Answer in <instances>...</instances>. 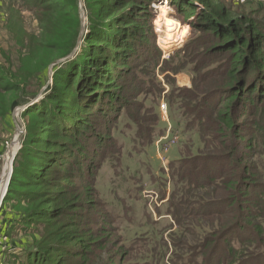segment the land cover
<instances>
[{
	"label": "trees",
	"instance_id": "16d2710c",
	"mask_svg": "<svg viewBox=\"0 0 264 264\" xmlns=\"http://www.w3.org/2000/svg\"><path fill=\"white\" fill-rule=\"evenodd\" d=\"M151 1L101 0L103 11L109 15L123 8L130 9L107 22L92 19L91 32L82 42L78 54L56 67L50 92L40 103L31 106L36 125L27 129L18 156L22 160H16L12 182L17 180L16 176H21L23 180H18L20 186L35 189L17 190L10 186L3 202L16 199L30 204L16 225L26 229L44 223L49 227L48 235L59 244L53 248L57 252L53 260L44 256L43 249H36L25 252L24 258H17V264H64L75 257L88 261L95 256V251L106 247L109 235L119 229L118 215L98 199L94 188L98 169L105 161H111L115 169L119 166L122 144L113 133L115 129L119 130L118 118L126 116L124 127L134 130L132 140L136 150L146 147V143H153L165 132L164 126L155 124L160 118L157 112H152L148 120L150 125L143 128L144 122L131 110V101L125 90L129 83L134 85L135 94L149 93L157 102L165 90L155 75L162 52L153 41ZM172 1L182 19L190 21L188 25L199 33L160 63L159 71L165 73L166 84H171L164 98L176 113V124L183 123V131L194 128L196 132H202L207 127L217 129L215 133L221 135L223 145L225 139L231 143L229 159L239 151L240 144L244 145L245 151L260 154L264 150V24L254 18L246 23L231 21L216 9L200 15L192 2ZM32 6L35 9L54 6L73 14L78 11L77 0H34ZM193 16L195 20H190ZM77 35L75 28L69 32L60 48L61 55L73 49ZM205 44L209 46L199 51L197 46ZM221 53L224 57L220 62L199 74L203 79H216L211 82L214 87L208 92L172 85L175 81L173 74L195 55L207 62L211 59L209 57ZM155 58L158 60L153 62V68L144 67ZM173 60H177L175 64ZM203 104L215 111L214 116L204 111ZM140 108L147 113L153 111L145 104ZM255 114L257 119L249 118ZM256 125L260 126L259 130ZM109 147L111 150L107 151ZM242 160L236 163L244 165L236 178L231 175L230 178L223 175L215 178V174L210 177V171H207L208 184H212L213 189L226 188L229 193L214 202H227V207L235 208L233 223L220 231L210 230L197 246L185 249L190 254H179L176 257L179 263L174 261L172 264H197L195 252L201 253L204 243L205 246L210 244L208 257L213 249L227 244L228 249L222 251L227 253L228 261L224 263L220 257L214 259L217 255L214 250L210 260L202 258L199 264H252L257 257L264 261V253L258 252L263 231L255 221L262 211L256 208L263 201V194L258 191L261 189L264 193V187L258 184L254 172ZM172 163L170 173L175 185L166 201V214L181 228V234L189 233L185 225L193 224V220L188 218L202 207L195 204L196 200L190 195L198 189L200 178L198 172L186 174L181 169V160ZM184 178L186 182L181 184ZM159 197L161 200L165 198V190ZM201 197L211 196L203 193ZM156 211L161 215L159 209ZM234 237L238 239L239 247L231 244ZM173 241L175 249L184 248L183 236H177ZM241 243L248 247L243 249ZM162 247L167 246L163 243ZM124 249L121 248L116 255L123 257L126 254ZM104 264L116 263L108 260Z\"/></svg>",
	"mask_w": 264,
	"mask_h": 264
},
{
	"label": "rangeland",
	"instance_id": "374dc122",
	"mask_svg": "<svg viewBox=\"0 0 264 264\" xmlns=\"http://www.w3.org/2000/svg\"><path fill=\"white\" fill-rule=\"evenodd\" d=\"M54 1L56 0H52ZM187 1L193 3L197 14L200 15L216 9L231 21L239 20L246 23L250 18H254L264 24V0H209L208 2L185 0ZM33 2L34 0H0V178L7 174L4 180L6 182L10 175L6 192L10 186L17 190L35 189L31 186H20L18 180H23L21 176H16L17 180L12 182V175L16 160L18 162L22 160V157L18 156L27 129L36 125L31 106L40 103L50 92L56 67L70 61L78 54L82 42L91 32L92 19L98 18L107 22L109 18L130 9L123 8L109 15L107 11H103L101 0H77L78 11L77 14H73L72 11L67 13L54 6L50 9L42 7L35 9L32 6ZM150 8L154 13L153 41L155 47L162 52L155 75L165 90L159 102L153 100L149 93L135 94L134 85L129 83L125 86V90L131 101V110L144 122L143 128L150 125L148 120L151 119L152 112H157L160 118L155 124L164 126L165 132L153 143H146V147L136 150L132 140L134 130L124 127L127 118L120 115L119 130L113 131L122 144L119 166L115 169L111 161H105L98 169L94 184L98 199L107 203L109 209L118 215L119 229L109 235V243L106 247L95 251L93 254L95 256H91L88 261L75 257L69 258L64 264H104L108 260L116 264H172L179 254H190L189 250L186 252L185 249L192 245L197 246L201 240L206 239L210 230L220 231L233 223L235 208L227 207V202L224 204L214 202L227 197L229 193L223 187L213 189L212 184H208L209 176L215 174L217 176L214 177L218 178L221 175L225 177L231 175L236 178L240 167L244 166L241 164L238 166L236 163L243 158L241 162L250 166L256 181L264 187V150L260 154H253L245 151L244 145L240 144L239 151L229 159L231 143L225 139L227 146L225 147L221 135L215 133L217 129L207 127L202 132H196L194 128L183 131V123L176 124V113L164 98L171 84H166L165 73L159 71L160 63L163 59L170 58L186 41L199 33L188 25L190 21L182 19L172 0H152ZM190 20H195L194 16ZM73 28L78 32L76 44L69 53L61 55L60 48ZM207 46L209 44L199 45L197 48L202 51ZM223 57L222 53L216 54L204 62V58L195 55L173 74L175 81L172 85L195 89L201 93L208 92L214 87V83L211 82L216 79H203L199 74L220 62ZM157 60V58L153 59L144 67L153 68V62ZM176 61L173 60L172 63L175 64ZM193 68L196 71H193ZM26 104L28 105L24 107ZM143 104L150 106L153 111L147 113L141 109ZM202 107L206 113L214 116L215 111L210 106L203 104ZM93 116L95 119L96 116ZM257 117L258 115L255 114L254 117L249 118L257 119ZM255 128L259 130L260 126L256 125ZM162 137L168 139L159 142ZM15 139L17 140L13 142ZM110 150L109 147L107 151ZM175 160H181V169L185 170L186 174L198 172L200 178L197 181L198 189L190 195L194 201L196 200L194 203H199L202 207L188 218L193 220V224L185 225L190 231L183 234L172 217L166 214V201L175 185V179L170 173V167ZM208 170L209 176H207ZM185 182L184 178L181 184ZM163 190H165V198L161 200L159 195ZM203 193H210L212 198H202ZM258 193L263 194V201L256 206L258 211H262L255 221L260 224L263 231V239L258 243V252L264 253V208H261L264 206V193L261 189ZM197 194L198 196L195 197L194 195ZM1 196L2 193L0 201ZM29 206L30 204L16 199L2 201L0 204V264H17V258H24L25 252L36 249H43L44 256L48 260L57 257V252L53 248L59 244V241L48 235L49 227H45L44 223L30 225L26 229L16 225L19 216ZM156 208L160 210L161 215L157 213ZM61 219L62 217L59 218ZM90 228H95V225H90ZM177 236H183L185 240L183 241L185 246L181 250L173 246V240ZM163 243L167 249L162 247ZM205 244L201 253L195 252L197 264L202 258L210 260L209 257L214 254V250H217L214 259L220 257L224 263L228 261L225 257L227 253L224 254L222 251L228 249L227 244L213 249L209 257L206 255L210 244L208 246ZM231 244L240 246L236 237L232 239ZM241 245L243 249L248 247L246 243ZM123 247L125 248L123 252L126 254L118 257L116 253H119ZM176 262L179 263L178 260ZM253 263L264 264V261L261 262L257 257Z\"/></svg>",
	"mask_w": 264,
	"mask_h": 264
},
{
	"label": "built area",
	"instance_id": "2783aa9c",
	"mask_svg": "<svg viewBox=\"0 0 264 264\" xmlns=\"http://www.w3.org/2000/svg\"><path fill=\"white\" fill-rule=\"evenodd\" d=\"M164 107H165V106H164ZM167 139H168V138H164V137H162V138L159 139V142H163V141H165V140H167ZM5 177H6V176H2V177L0 178V194L2 193L1 199H2V197L4 196V194L6 193V185L8 184V179H9L10 176H8L6 182L4 181V180H5ZM0 202H1V201H0Z\"/></svg>",
	"mask_w": 264,
	"mask_h": 264
},
{
	"label": "water",
	"instance_id": "95a60500",
	"mask_svg": "<svg viewBox=\"0 0 264 264\" xmlns=\"http://www.w3.org/2000/svg\"><path fill=\"white\" fill-rule=\"evenodd\" d=\"M71 54H72V53H71ZM68 57H69V56H68ZM29 103H31V102H29ZM29 103H28V104H29ZM28 104H26L24 107H26ZM16 140H17V139L13 140V142L16 141ZM9 176H10V175H9ZM4 196H5V194H4ZM4 196L2 197L0 204L2 203V201H3V199H4Z\"/></svg>",
	"mask_w": 264,
	"mask_h": 264
},
{
	"label": "bare ground",
	"instance_id": "6f19581e",
	"mask_svg": "<svg viewBox=\"0 0 264 264\" xmlns=\"http://www.w3.org/2000/svg\"><path fill=\"white\" fill-rule=\"evenodd\" d=\"M163 8H164V6H163ZM6 176H7V174H6Z\"/></svg>",
	"mask_w": 264,
	"mask_h": 264
}]
</instances>
